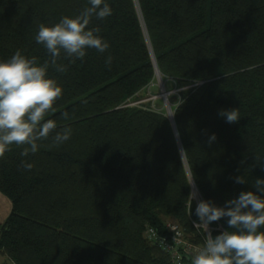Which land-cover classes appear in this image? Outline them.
Instances as JSON below:
<instances>
[{"label":"trees","instance_id":"trees-1","mask_svg":"<svg viewBox=\"0 0 264 264\" xmlns=\"http://www.w3.org/2000/svg\"><path fill=\"white\" fill-rule=\"evenodd\" d=\"M106 2L112 15L93 17L89 27H99L109 49H88L75 63L62 54L67 71L48 72L63 95L45 120H55L57 131L70 127V138L50 147L54 132L35 155L21 157L13 145L0 158L7 263L171 264L146 233L169 238L170 224L180 233L177 253L190 264L205 239L194 224L198 201L224 206L264 179V159L255 161L264 158V0ZM89 6L0 0V61L19 49L42 63L48 54L35 40L38 26ZM156 70L176 91L172 121L159 100L142 102ZM231 109L240 119L230 124L219 112ZM65 111L71 119H62ZM22 160L34 167L22 170ZM237 176L246 183H235ZM193 190L198 200L190 201ZM209 227L218 235L227 218Z\"/></svg>","mask_w":264,"mask_h":264},{"label":"clouds","instance_id":"clouds-1","mask_svg":"<svg viewBox=\"0 0 264 264\" xmlns=\"http://www.w3.org/2000/svg\"><path fill=\"white\" fill-rule=\"evenodd\" d=\"M85 7L75 16H63L59 22L52 25L41 23L35 40L41 44L48 54L42 63L36 56L28 57L17 49L9 59L0 61V158L11 151L12 146L22 149L21 157L35 155L41 145L39 141L48 140L50 147L58 146L67 141L72 130L63 127L57 131V122L45 120L49 112H55V103L62 98L63 90L57 80L48 75L49 69L65 73L67 66L59 63L63 59L69 63L85 58L88 49L105 53L110 45L99 36V27L90 28L92 18L103 20L112 15L113 9L106 0H88ZM113 57L107 56L105 65L110 69ZM174 114V113H170ZM221 117L228 123H236L240 119L238 109L221 110ZM67 111L62 113V119L69 120ZM212 134L209 145L215 141ZM184 150L181 149V159ZM260 156L255 157L259 163ZM33 163L22 160L20 168L29 171ZM235 183H246L243 176L235 177ZM195 189L194 176L188 183ZM253 191H242L238 198L217 206L211 200H199L195 215L198 220L195 227L203 228L205 239L202 246L190 254V264H264V179L257 178ZM197 192L191 191L190 201L195 199ZM191 214V207H190ZM227 218L226 230L213 235L210 225ZM160 245L167 248L165 241L160 239Z\"/></svg>","mask_w":264,"mask_h":264},{"label":"rangeland","instance_id":"rangeland-1","mask_svg":"<svg viewBox=\"0 0 264 264\" xmlns=\"http://www.w3.org/2000/svg\"><path fill=\"white\" fill-rule=\"evenodd\" d=\"M166 84H167L166 81H163L161 77H159V79L156 77L153 84L149 87L148 94L146 93V97H145V99H143L142 102H148L149 101V102H152L155 104V102H157L159 100L160 103L162 104V106L165 107L166 112H167V106H169V108L171 110V103L169 101V97L171 95L175 94L176 91L174 89L168 90ZM162 92H165L166 94L162 95ZM171 112H172V110H171ZM5 201H6V199L4 197L3 198L0 197V204H2V207L0 209V225L2 224V222L4 220L2 215H5V212H8V210H9V206H8L9 202H8V204H6ZM6 263H7V259H6L5 255L0 254V264H6Z\"/></svg>","mask_w":264,"mask_h":264},{"label":"built area","instance_id":"built-area-1","mask_svg":"<svg viewBox=\"0 0 264 264\" xmlns=\"http://www.w3.org/2000/svg\"><path fill=\"white\" fill-rule=\"evenodd\" d=\"M196 200H198V199L196 198ZM167 228H169V230H171L173 233V235H171L169 238L158 236L155 233V231H153L152 229L147 230V232H146L147 237L149 239L153 240L154 242H156L159 247H161L160 239H163L165 241L167 248L165 249V248L161 247V249L170 254L171 264H186L184 261H182L181 256L177 253V247H179L181 244L180 233L178 231V228L176 226L170 225V224L167 225ZM6 264H14V263L9 261Z\"/></svg>","mask_w":264,"mask_h":264},{"label":"water","instance_id":"water-1","mask_svg":"<svg viewBox=\"0 0 264 264\" xmlns=\"http://www.w3.org/2000/svg\"><path fill=\"white\" fill-rule=\"evenodd\" d=\"M156 77L159 79V72L156 70ZM166 93L165 92H162V95H165ZM170 113H172L171 112V110H170V108H169V106H167V114H168V116H169V118H170V120L172 121V118H173V116H172V114H170Z\"/></svg>","mask_w":264,"mask_h":264},{"label":"crops","instance_id":"crops-1","mask_svg":"<svg viewBox=\"0 0 264 264\" xmlns=\"http://www.w3.org/2000/svg\"><path fill=\"white\" fill-rule=\"evenodd\" d=\"M0 197L3 198L1 195H0ZM5 202H6V204H8L7 200ZM1 207H2V204H0V209H1ZM5 214H6V212H5ZM2 217H4V215H2Z\"/></svg>","mask_w":264,"mask_h":264}]
</instances>
